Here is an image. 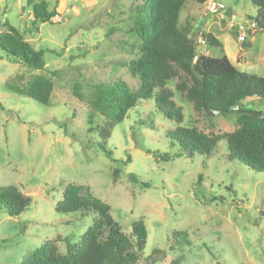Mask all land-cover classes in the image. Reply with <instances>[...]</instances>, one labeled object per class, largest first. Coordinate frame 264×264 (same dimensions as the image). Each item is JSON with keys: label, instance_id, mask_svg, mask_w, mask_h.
Masks as SVG:
<instances>
[{"label": "rangeland", "instance_id": "1", "mask_svg": "<svg viewBox=\"0 0 264 264\" xmlns=\"http://www.w3.org/2000/svg\"><path fill=\"white\" fill-rule=\"evenodd\" d=\"M40 1L48 9L56 6V0H35ZM134 2L58 0L60 22L32 26L26 0H0V18L17 28L33 50L45 51L42 73L54 74L47 106L12 94L6 89L9 80L23 86L37 71L0 51V188L14 186L31 199L18 217L0 207V264H20L49 241L60 253L66 242H79L96 214L55 211L69 184L83 185L81 195L88 189L108 204L122 232L144 222L147 239L139 264H146L154 249L163 258L153 264L177 259L179 264H264V174L228 160L225 140L209 156L181 152L169 137L178 124L149 99L129 110L105 139L113 160L95 145L101 138L97 129L89 132V115L94 114L93 127L103 126L106 119L90 107L94 86L122 82L134 92L139 85L130 70L140 44L129 32ZM254 16L250 0H214L207 5L187 0L179 24L189 23L192 37L196 31L219 36L221 48L197 45L202 54L227 55L239 71L264 78V33H252L249 47L237 41L240 29L249 28ZM178 82L174 78L167 87L182 109L181 126H194L204 134L235 130L232 116L198 114L175 90ZM263 104L248 99L243 106L264 113ZM128 157L129 163L123 164ZM182 232L188 245L180 246L171 237Z\"/></svg>", "mask_w": 264, "mask_h": 264}, {"label": "trees", "instance_id": "2", "mask_svg": "<svg viewBox=\"0 0 264 264\" xmlns=\"http://www.w3.org/2000/svg\"><path fill=\"white\" fill-rule=\"evenodd\" d=\"M134 1L130 9L134 17L129 32L137 36L140 44L138 57L130 63V70L132 76L138 78L139 85L134 92H130L122 82L94 86L89 99L90 107L106 119L103 126L93 127L91 116L94 114L89 115V132L97 129L101 138L95 145L113 160L105 139L139 101L153 99L156 110L178 124L169 137L178 144L181 152L189 156L193 153L209 156L218 142L225 140L228 160H237L248 169L264 174V113L243 106L248 99L264 101V78L239 71L226 56L213 58L197 50V37H192L190 24H179V14L187 0ZM193 1L205 5L211 0ZM26 3L31 9L32 26L54 23L53 18L58 15V0L52 9H48L44 1L26 0ZM250 3L255 9V16L251 19L256 25L255 32L264 33V0H250ZM1 26L0 51L26 69L37 71L26 85L9 80L6 89L43 106L49 105L54 86L51 76L54 74L46 76L42 73L45 51L33 50L23 34L5 19ZM199 36L207 46L222 47L211 33L202 32ZM174 78L179 80L175 90L192 104L198 114L205 116V111L211 110L218 111L222 116H232L235 130L204 134L194 126H181L184 118L182 109L176 106L174 93L167 87V82ZM161 159L166 160L167 157ZM129 160L128 157L123 164L129 163ZM118 178L116 171L113 182ZM82 189L83 185H67L55 206L59 214H96L79 242H66L63 253L58 251L54 242H46L29 253L20 264H139L147 239L144 222L139 220L132 225L129 233L122 232L110 216V206L93 197L88 189L81 195ZM30 203V197L16 187L0 188V207L8 216L18 217ZM171 237L180 246L189 244L185 232L174 233ZM160 254L158 249L152 250L146 264L161 260L163 256L159 258ZM169 264H179V260Z\"/></svg>", "mask_w": 264, "mask_h": 264}, {"label": "built area", "instance_id": "3", "mask_svg": "<svg viewBox=\"0 0 264 264\" xmlns=\"http://www.w3.org/2000/svg\"><path fill=\"white\" fill-rule=\"evenodd\" d=\"M212 1H214V0H212ZM53 21L60 22V19L56 16V17L53 18ZM255 30H256V25L253 22L250 23V27L249 28L245 27V28L240 29L239 35L237 37L238 43L239 44L245 43L246 39L252 33H255ZM263 107H264V104H263Z\"/></svg>", "mask_w": 264, "mask_h": 264}, {"label": "crops", "instance_id": "4", "mask_svg": "<svg viewBox=\"0 0 264 264\" xmlns=\"http://www.w3.org/2000/svg\"><path fill=\"white\" fill-rule=\"evenodd\" d=\"M217 1V3L219 2V0H216ZM210 2H213L212 0L211 1H209V2H207L205 5H207V4H209ZM0 20H3V18H0ZM192 28V27H191ZM199 33L200 32H198V31H196L195 32V34H196V37H197V39H196V41H197V44L198 45H201V44H203L204 43V41L202 40V38H199ZM207 33H210L209 31L207 32ZM213 35V34H212ZM214 36V35H213ZM215 38H217L218 39V37L219 36H214ZM219 40V39H218ZM253 41V36L252 37H249L248 38V40L245 42V44L247 45L248 44V47L250 46V43ZM245 44H243L242 46H244ZM239 52H240V50H239ZM226 57L228 58V60L231 62V59L226 55ZM241 56H240V53H239V55L238 56H236L235 58H234V60H235V63L238 65V63H239V58H240ZM232 63V62H231Z\"/></svg>", "mask_w": 264, "mask_h": 264}, {"label": "water", "instance_id": "5", "mask_svg": "<svg viewBox=\"0 0 264 264\" xmlns=\"http://www.w3.org/2000/svg\"><path fill=\"white\" fill-rule=\"evenodd\" d=\"M218 114V111H211V110H206L205 111V115L209 116V117H213L215 115Z\"/></svg>", "mask_w": 264, "mask_h": 264}]
</instances>
